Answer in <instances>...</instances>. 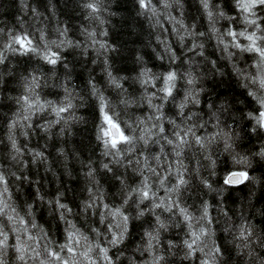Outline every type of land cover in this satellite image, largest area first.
Returning <instances> with one entry per match:
<instances>
[{
    "label": "clouds",
    "instance_id": "clouds-1",
    "mask_svg": "<svg viewBox=\"0 0 264 264\" xmlns=\"http://www.w3.org/2000/svg\"><path fill=\"white\" fill-rule=\"evenodd\" d=\"M0 16V264H264V0Z\"/></svg>",
    "mask_w": 264,
    "mask_h": 264
},
{
    "label": "trees",
    "instance_id": "trees-1",
    "mask_svg": "<svg viewBox=\"0 0 264 264\" xmlns=\"http://www.w3.org/2000/svg\"><path fill=\"white\" fill-rule=\"evenodd\" d=\"M17 2H18V0H17ZM14 15H15L14 12H11V13L10 12H5L4 13V16H6L8 19H13ZM0 18H4V17L0 16Z\"/></svg>",
    "mask_w": 264,
    "mask_h": 264
},
{
    "label": "snow or ice",
    "instance_id": "snow-or-ice-1",
    "mask_svg": "<svg viewBox=\"0 0 264 264\" xmlns=\"http://www.w3.org/2000/svg\"><path fill=\"white\" fill-rule=\"evenodd\" d=\"M21 43H23V41H21Z\"/></svg>",
    "mask_w": 264,
    "mask_h": 264
}]
</instances>
